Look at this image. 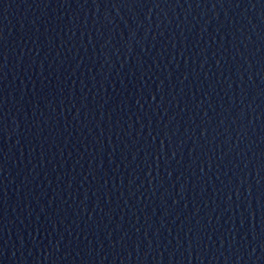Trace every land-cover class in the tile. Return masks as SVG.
Returning <instances> with one entry per match:
<instances>
[{
    "label": "water",
    "instance_id": "obj_1",
    "mask_svg": "<svg viewBox=\"0 0 264 264\" xmlns=\"http://www.w3.org/2000/svg\"><path fill=\"white\" fill-rule=\"evenodd\" d=\"M0 264H264V0H0Z\"/></svg>",
    "mask_w": 264,
    "mask_h": 264
}]
</instances>
